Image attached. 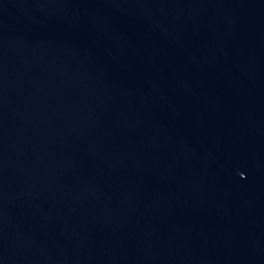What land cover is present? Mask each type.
I'll use <instances>...</instances> for the list:
<instances>
[{
  "label": "water",
  "instance_id": "95a60500",
  "mask_svg": "<svg viewBox=\"0 0 264 264\" xmlns=\"http://www.w3.org/2000/svg\"><path fill=\"white\" fill-rule=\"evenodd\" d=\"M135 264H264V0H4Z\"/></svg>",
  "mask_w": 264,
  "mask_h": 264
}]
</instances>
